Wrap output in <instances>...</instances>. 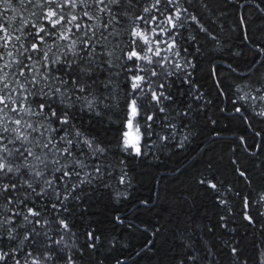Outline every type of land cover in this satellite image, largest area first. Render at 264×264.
<instances>
[{"label": "snow or ice", "instance_id": "1", "mask_svg": "<svg viewBox=\"0 0 264 264\" xmlns=\"http://www.w3.org/2000/svg\"><path fill=\"white\" fill-rule=\"evenodd\" d=\"M201 7L211 10L209 0L198 5L194 0H0V264H105L108 257L99 256L105 240L82 218L90 189L108 187V156L115 152L84 130L80 114L115 116V148L124 157H145L157 142L176 139L192 109L180 101L186 94L182 86H193L196 67L181 56L189 52L181 40L191 46L197 37L184 33L194 29L217 40L201 22ZM240 20L245 23L243 16ZM245 39H251L246 29ZM257 52L264 55V44L257 43ZM217 86L223 94L220 81ZM202 99V93L193 97ZM240 99L251 103L234 106L238 119L250 127L251 107V116L264 123V82ZM238 140L237 147L250 156L262 147L244 135ZM229 163L236 177L251 184L237 159ZM127 182L124 171L118 183ZM196 182L216 193L223 213L207 232L219 229L223 239L173 233L183 250L178 264H222L226 257L234 264H264V244H254V254L245 255L244 238L232 227L237 215L255 226L253 199L236 191L239 203H234L232 181L214 158L204 163ZM255 204L264 207V189ZM114 221L123 223L120 216ZM114 264L124 261L116 257Z\"/></svg>", "mask_w": 264, "mask_h": 264}, {"label": "trees", "instance_id": "2", "mask_svg": "<svg viewBox=\"0 0 264 264\" xmlns=\"http://www.w3.org/2000/svg\"><path fill=\"white\" fill-rule=\"evenodd\" d=\"M194 2L199 4V0ZM239 4L244 7H238ZM256 4L264 8V0H209L211 10L200 8L201 22L217 40L213 41L198 29L184 33L185 37H197L191 46L181 40L182 46L189 48V52H182L181 56H187L196 67L194 71L189 69L193 71V86H182L186 94L180 101L184 107L191 103L192 109L185 118L187 127L179 126V119L175 121L179 126L176 139L166 145L157 142L145 157H124L115 148L118 126L115 116L80 114L84 130L115 152L108 156L111 164V175L105 177L108 187L101 184L90 189L82 218L85 227L91 226L102 234L105 245L99 256L108 257L105 264H114L116 257L124 264H178L176 257L183 250L177 246L179 235L173 233H184L195 240L223 239L219 229L215 234L207 232L223 213L215 199L216 193L204 190L196 182L209 158H214L223 177L232 181L234 203H239V197L234 195L236 191L254 201L252 214L258 221L255 226H247L239 215L232 224L238 238H244L245 255L254 254V244H264V217L257 215L258 211L264 212V207L257 209L255 204L257 193L264 189V123L251 116V107L248 108L250 127L233 111L234 106L250 104L240 97L264 82V65L259 63L264 55L257 52V43L264 44V13ZM241 16L245 18L244 24H241ZM245 29L251 39H245ZM253 60L258 62L249 71ZM217 81L221 82L223 94ZM197 93L203 94L199 102L193 100ZM212 120L217 123L213 125ZM255 131H261L262 136H254ZM215 132L220 133L219 137ZM185 135L187 141H184ZM241 135L247 137L249 144L262 145L256 156L237 147ZM181 141H184L183 147ZM233 159L248 170L251 184L233 174L229 163ZM124 171H127L128 182L120 185L118 181ZM116 216H120L123 223L115 222ZM154 229H159V233L154 235ZM109 241L115 247H110ZM222 264H234V261L226 257Z\"/></svg>", "mask_w": 264, "mask_h": 264}]
</instances>
